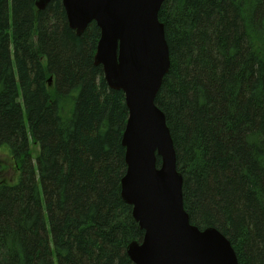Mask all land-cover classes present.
I'll list each match as a JSON object with an SVG mask.
<instances>
[{"label":"trees","instance_id":"16d2710c","mask_svg":"<svg viewBox=\"0 0 264 264\" xmlns=\"http://www.w3.org/2000/svg\"><path fill=\"white\" fill-rule=\"evenodd\" d=\"M36 1L0 0V150L18 172L0 178V264H134L125 92L95 63L97 23L78 35L61 0ZM159 20L171 68L155 101L185 210L264 264V0H165Z\"/></svg>","mask_w":264,"mask_h":264},{"label":"water","instance_id":"95a60500","mask_svg":"<svg viewBox=\"0 0 264 264\" xmlns=\"http://www.w3.org/2000/svg\"><path fill=\"white\" fill-rule=\"evenodd\" d=\"M51 1L36 2L44 10ZM61 1L78 35L97 23L101 37L95 63L111 88L125 92L129 119L122 136L127 161L122 196L145 231L141 242L127 248L133 263L240 264L231 240L218 228L192 225L183 205V175L166 114L155 101L171 68L165 25L159 20L165 0Z\"/></svg>","mask_w":264,"mask_h":264},{"label":"rangeland","instance_id":"374dc122","mask_svg":"<svg viewBox=\"0 0 264 264\" xmlns=\"http://www.w3.org/2000/svg\"><path fill=\"white\" fill-rule=\"evenodd\" d=\"M32 149L34 153H37L39 147L32 142ZM17 174L18 172L12 164V156L9 153V149L4 147L0 150V178L4 181L15 182Z\"/></svg>","mask_w":264,"mask_h":264}]
</instances>
